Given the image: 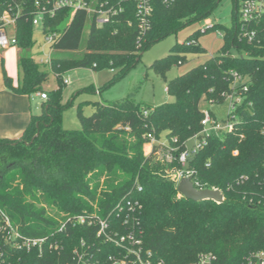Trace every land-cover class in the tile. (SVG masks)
<instances>
[{
    "label": "trees",
    "instance_id": "obj_1",
    "mask_svg": "<svg viewBox=\"0 0 264 264\" xmlns=\"http://www.w3.org/2000/svg\"><path fill=\"white\" fill-rule=\"evenodd\" d=\"M152 1L150 27L145 33L140 32L136 4L131 0L125 1L124 10L111 23L100 27L83 9L63 31L59 27L71 14L70 9L46 16L43 33L59 34L51 45L53 51L73 53L52 54L50 67L61 86L46 92L42 114L31 117L18 140L0 138V264H55L61 256L56 249H49V243L42 254L15 247L6 236L5 218L22 235L38 238L54 233L49 242L60 239L64 253L69 254L84 229L56 233L59 219L48 214V206L67 214H107L124 197L140 201L142 206L135 216L142 238L163 264H189L207 252L214 253L220 264H242L249 254L264 249V18L255 24L259 31L254 41L241 38L236 19L238 0L235 23L224 27L222 33L225 48L169 81L167 91L175 101L152 106L131 95L119 101H97L90 115H84L81 107L77 109L81 129L63 126V113L71 104L63 100L65 81L61 78L67 69L120 68L110 82L114 83L135 68L152 43L187 23L207 18L221 2L174 0L166 5L162 0ZM18 8L21 13L15 35L21 49L18 64L22 79L15 88L5 75V83L15 92L32 95L43 90L48 75L35 57L26 53L35 43V1L0 0V12L12 9L13 13ZM87 25L89 34L84 40ZM219 27L212 24L200 33ZM172 48L167 57L153 63L163 74L174 65H182L188 52L202 51L199 35ZM235 48L239 54L232 53ZM234 73L241 75L238 84H248L245 100L235 111L234 128L208 138L203 149L182 166L177 156L202 130L201 103L224 101L235 83ZM162 132L170 142L173 137L178 139L172 142L177 149L175 159L168 164L158 159L157 145L152 153L144 150L150 142L148 134L159 139ZM177 168L195 170L200 186L222 190L226 200L219 204L180 196L171 175ZM242 175L248 178L241 181Z\"/></svg>",
    "mask_w": 264,
    "mask_h": 264
},
{
    "label": "built area",
    "instance_id": "obj_2",
    "mask_svg": "<svg viewBox=\"0 0 264 264\" xmlns=\"http://www.w3.org/2000/svg\"><path fill=\"white\" fill-rule=\"evenodd\" d=\"M35 10L33 16V24H43L46 16L55 15L56 11L68 8L71 10L72 17L79 10H85L96 24L100 27L104 24L111 23L114 17L124 10L126 0H34ZM136 4V15L139 17L140 32L150 27V17L153 11L152 0H131ZM164 4H169L174 0H162ZM12 9H6L0 12V48H8L16 46L17 35L9 34L8 28L12 27L16 30L17 17L21 13L18 8L15 12ZM237 26L240 29L239 36L252 42L256 39L259 29L255 24H259L264 18V0H238L237 1ZM255 25V26H254ZM210 26V25H209ZM59 37L57 32H49L46 34L47 42L53 44ZM52 54L47 59H42V64L51 63ZM235 83L232 85L231 91L225 94V99L230 101L228 114L229 119L225 124H220L215 114L208 109H203L204 118L202 120V130L194 135L190 142L184 147V150L177 156L178 162L182 166H186L188 159L203 149L208 138L214 135H221L223 132L231 131L234 128L237 106L245 100L244 93L248 91V84H238L241 81V75L234 73ZM67 83V80L65 81ZM41 98H48L46 92L40 93ZM148 114L147 111L144 112ZM127 130L130 128L127 127ZM263 147H264V125L262 127ZM148 138L154 149L158 159L163 162L171 163L175 159V151L177 150L173 143L178 141L177 137L172 138V142L168 145L162 144L160 140L153 134L149 133ZM264 165V156L263 162ZM177 174L172 176L179 182L182 177H193L195 186L199 189L210 187H202L195 180L196 171L193 169L183 170L177 169ZM248 177L242 175L241 181ZM142 189V186H139ZM218 189V188H214ZM222 191V190H221ZM140 201L129 198H122L116 207L107 214H100L97 211H88L82 213L66 214L59 219L56 233H67L69 229L82 227L83 235L77 239L76 244L72 247L69 254L64 253V245L60 239L55 242L51 241L49 235L38 236L34 238L20 234L17 227L5 218L8 240L18 248H26L27 250L36 249L40 254L49 243L51 251L57 250L61 256L55 264H163V261L156 260L153 251L146 248L141 235L138 213L141 207ZM189 264H220L217 256L212 252L201 253L196 260ZM242 264H264V249L249 254Z\"/></svg>",
    "mask_w": 264,
    "mask_h": 264
},
{
    "label": "rangeland",
    "instance_id": "obj_3",
    "mask_svg": "<svg viewBox=\"0 0 264 264\" xmlns=\"http://www.w3.org/2000/svg\"><path fill=\"white\" fill-rule=\"evenodd\" d=\"M235 0H221L211 14L201 21L187 23L183 28L176 33L167 35V37L151 44L149 49L144 51L141 60L131 69L125 76L118 79L114 83H110L118 74L120 68H112L109 66L103 67L100 70H95L93 67L85 66L84 68H70L62 74L63 82V100L70 101L71 104L63 113V126L65 129H81L82 124L77 115V109L81 107L84 115H90L94 110L95 102H112L119 101L131 95L137 101L149 105H162L176 100L174 95L168 93L167 88L169 81L176 77L185 74L202 64L207 58L218 55L225 48V38L222 33L225 32L224 27L230 28L234 25L235 20ZM72 15L67 16L66 20L60 25V30L63 31L72 20ZM90 24V21H89ZM212 24H220L221 28L209 29L205 28ZM89 25L85 28L84 40L88 36ZM9 34H15L12 27L8 28ZM33 47L26 51L27 54L34 56L40 68L47 71L48 75L43 82V90L41 92H50L57 90L61 85L56 74L53 72L49 64H42V59H47L50 54L59 56H67L71 51H53L52 44L47 42L46 34L43 33L42 24L34 27ZM199 35V47L201 52H188L182 65L172 66L166 73H161L156 70L153 63L167 57L172 52V47L176 44H183L192 36ZM14 47V46H13ZM1 50V49H0ZM84 51V50H83ZM83 51L78 53L82 55ZM234 55L239 54L238 50L232 49ZM92 86V90L86 88ZM230 101L225 99L219 104H210L203 101L201 108L208 109L215 114L220 124H225L229 119L228 109ZM162 144L170 143L166 132H162L160 138ZM146 153H152L151 144L144 145ZM160 160V159H159ZM163 162V161H162ZM165 164H168L164 162ZM178 169V168H177ZM177 169L171 171V175L177 174ZM180 195V194H179ZM178 195V197H180ZM48 214L55 219H60L67 212L60 211L57 207L48 206Z\"/></svg>",
    "mask_w": 264,
    "mask_h": 264
},
{
    "label": "crops",
    "instance_id": "obj_4",
    "mask_svg": "<svg viewBox=\"0 0 264 264\" xmlns=\"http://www.w3.org/2000/svg\"><path fill=\"white\" fill-rule=\"evenodd\" d=\"M0 49V138L18 140L31 123V117L42 114L45 100L41 92L26 95L6 85L5 75L11 78L15 88L22 79L18 64L21 49L17 44Z\"/></svg>",
    "mask_w": 264,
    "mask_h": 264
},
{
    "label": "water",
    "instance_id": "obj_5",
    "mask_svg": "<svg viewBox=\"0 0 264 264\" xmlns=\"http://www.w3.org/2000/svg\"><path fill=\"white\" fill-rule=\"evenodd\" d=\"M192 179V176L182 177L178 182L177 190L184 198L194 201L214 200L219 204L226 200L224 193L220 189H199L195 186Z\"/></svg>",
    "mask_w": 264,
    "mask_h": 264
}]
</instances>
